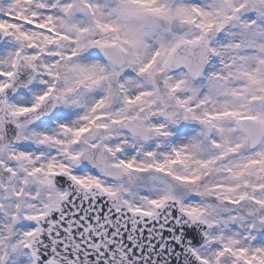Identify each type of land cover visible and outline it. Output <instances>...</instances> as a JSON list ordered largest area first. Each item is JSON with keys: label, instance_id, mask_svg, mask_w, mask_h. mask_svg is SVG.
<instances>
[{"label": "snow or ice", "instance_id": "6c2138e0", "mask_svg": "<svg viewBox=\"0 0 264 264\" xmlns=\"http://www.w3.org/2000/svg\"><path fill=\"white\" fill-rule=\"evenodd\" d=\"M0 264H264V0H0Z\"/></svg>", "mask_w": 264, "mask_h": 264}]
</instances>
